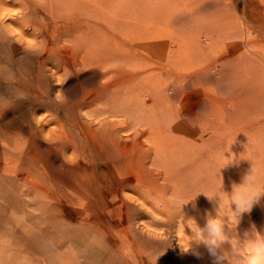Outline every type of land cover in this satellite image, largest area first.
Returning a JSON list of instances; mask_svg holds the SVG:
<instances>
[{
	"label": "rangeland",
	"instance_id": "374dc122",
	"mask_svg": "<svg viewBox=\"0 0 264 264\" xmlns=\"http://www.w3.org/2000/svg\"><path fill=\"white\" fill-rule=\"evenodd\" d=\"M28 1L0 0V264H213L203 245H193L199 256L191 251L181 254V247L190 243L189 224L196 221L203 227L209 212L217 215L219 203L207 196L222 194L225 202L230 203L233 193L264 191V3L111 0L109 10L108 0H102L96 21L100 29L94 42L82 44L81 49L92 50L93 55L103 52L106 58L107 43L122 45L129 53L128 69L134 78L129 82L131 117L109 119L119 121L120 127L124 120L127 129L121 135L130 138L120 141L118 155L111 148L86 153V157L90 154L95 159L92 162L76 152L73 144L68 145L66 158L50 146L64 132L77 134L73 123L78 120L88 128L86 131L105 129L98 130L88 121L94 120L96 124L103 119L91 116V112L96 113L95 107L109 102L107 97L95 95L106 78L100 69L96 70L97 77L90 73L91 67L76 66L77 58L70 50L73 43L68 40L57 47L67 65L58 67L54 76L51 65L45 67V73H39L40 57L45 53L28 24L44 20L30 22L21 15L14 16L23 11L21 5H28ZM133 2L145 7V12L135 3L136 10ZM152 8L156 13L164 12V20L162 13H157L160 19L151 15ZM132 17L134 20H130ZM109 18L111 31L106 25ZM171 21L173 26H169ZM199 25L224 32L214 58L219 60L213 69L217 73L205 86L183 80L188 75L184 68H170L169 62L175 57L196 58L191 37ZM163 32L177 41L175 46L171 45L175 53L167 60L168 53L159 50L172 42L168 37L170 42L160 44L167 40ZM113 53L121 54L118 50ZM198 69L195 66L190 71ZM177 79L181 82L177 83ZM198 90L216 102H211L207 95L200 96ZM87 115L91 117L88 119ZM37 120L47 123L38 128ZM31 135L35 136L32 144L28 139ZM12 150L19 151L12 154ZM34 150L46 166V173L40 167L33 177L39 175L45 181L40 180L36 188L26 190L20 181L10 178L4 164L12 155L21 159L25 153L23 158H27L28 152ZM153 162L176 172L174 178L167 174L164 185L137 189L135 172L143 165L155 169ZM75 163L79 164L74 166ZM253 168V182L245 184ZM74 171L86 176L88 186L84 191L75 189ZM23 192L25 197H21ZM149 193L152 197H146ZM44 194L57 199L46 200ZM231 207L235 210L234 202ZM224 220L227 230L229 218L225 216ZM253 224L264 234V195L250 213L242 215L236 231L243 237ZM85 250L91 253L86 255Z\"/></svg>",
	"mask_w": 264,
	"mask_h": 264
},
{
	"label": "bare ground",
	"instance_id": "6f19581e",
	"mask_svg": "<svg viewBox=\"0 0 264 264\" xmlns=\"http://www.w3.org/2000/svg\"><path fill=\"white\" fill-rule=\"evenodd\" d=\"M110 1L111 0H108L109 5L106 3L109 6V8H108L109 10L111 9ZM260 1H262V3H264V0H260ZM28 2H29L28 5L24 4V2H22L24 5H21V6L22 7L24 6V7H23V9L20 8L23 10V11H21L20 14L15 13L16 15H14V13H13L12 15H14L16 17H19V15H21V17L26 18L23 20H27V18H28V19H30V22H31V20L34 21L37 18H41L44 20L42 23H36L35 22L32 25L28 24V26H31L30 29L33 31V34L35 35V37H37L39 39L38 45H40L41 52L45 53V54H42L40 57L41 58V67L38 68L39 73H43V72L45 73V67L48 65H51L52 68H54V69H50V72L54 76L57 72H59V71H57L58 67H63V66L67 65V59L62 55L61 52H59L57 50V47L61 46L62 41L65 42L66 40H68L69 42L73 43L71 45L72 47L70 48V50H72L74 57L76 56V58H77L75 60L76 66L81 67L83 69L87 68V67H91L92 72H90V73L95 74L97 77H98L99 73L96 70L100 69L102 71V75L105 76V78H106L105 81L101 83L98 90L95 92V95L97 98L107 97L109 99V102L106 105L104 104L101 108H99L100 106L95 107V109L97 108L96 113H94L92 110H91L92 112L90 111L92 113L91 116L94 115L95 118H100L102 116L103 119L96 122V124H95L94 120L88 121V123H90L92 125L94 124L93 126L97 127L98 130L101 128H105V129L103 131H97L96 129L91 130V131H86V129H88V128L85 127L84 124L82 125L81 121L78 120V118L76 117L75 120H78V121H75V123H73V124L75 125L74 131L77 134H75L73 136V135H68L66 132H64L62 134L59 131V133H61L62 135L60 134L61 136L54 138L51 141L52 145L50 147L57 154L62 155L63 158H66V156H65L66 149H67L69 144H73L77 148L76 152H78V153L81 152L82 155L84 156V158L88 157L92 162H95V159L91 158L90 154H88L86 157V153H90L91 151H93L95 153H99L101 149L105 150L106 148H111L112 150H116L117 155H118L120 153V150H121L120 149L121 148L120 141H123V140L126 141L127 139L130 138L126 135H121L122 132L124 134V132L126 131L127 124L125 123L124 120H122V121H120V123L122 122V126L120 127L119 123H118L119 121H110L109 119H110V117H114V116L115 117H123L126 119L131 117V113L129 112V108L132 109V104L130 102L131 94H130L129 82L132 78H134V74H131L132 72L129 71V69H128L129 64L131 62L129 53L127 51V48L122 47V45L117 46L111 42L107 43V54L109 56H107L106 58L103 57V55H104L103 52H98V53H95L93 55L92 50L83 51L81 49L82 44L84 45L87 42L92 44L94 42V40L96 38V34H97L98 30L100 29L99 25L96 24V21H99V18L97 20V17H99L98 16L99 13L97 14V12L99 10V6L102 4L101 3L102 0H30ZM106 2H107V0H106ZM159 2H158V5L160 4ZM135 3L136 2H133L134 7L136 6ZM142 3H144V2H141V4ZM130 4H132V2ZM138 4L140 5V3H138ZM138 4H137V6H139ZM164 4H166V2ZM207 5H210V4H207ZM140 6H139V8L142 7V6L141 7ZM143 6H145V3ZM167 6H168V3H167ZM146 7L148 8V6H146ZM136 8L137 7H135V9ZM158 9H159V7H158ZM194 9H195V7H194ZM206 9H208V7ZM145 10H146V8L144 9V12H145ZM148 10L150 11L151 8L149 7ZM159 10L163 11V9H161V8ZM138 11L140 12V10H138ZM152 11H151L152 12L151 15H154V17H155V15H158L157 14L158 12H159V14L162 13L161 11H158L156 13L153 10V8H152ZM156 11H157V9H156ZM192 11H195V10H192ZM136 13H137V11H136ZM140 13H142V11ZM146 13L148 15V12H146ZM163 13H162V15H160L161 18H162V16H164ZM181 13L183 14L184 12H181ZM137 14H136V16H137ZM199 14H201V13H199ZM132 15L134 16L135 14L132 13ZM143 15L145 17L146 14H143ZM197 15H198V13H197ZM160 16L158 15L157 17H159V19H160ZM151 17H152V19L154 18L153 16H151ZM182 17H184V16H182ZM13 19H15V18H13ZM131 19L134 20L133 17L130 18V20ZM144 19H143V21H144ZM169 19H172L173 22L176 21L174 17L173 18L171 17ZM135 20H137V19H135ZM106 21L108 22L106 24V25H108V31H111L112 30V25H111L112 22H111L110 18ZM51 22L55 23V24L53 25V24H51ZM158 22H156L155 24H157ZM188 22H189V19H188ZM97 23H99V22H97ZM125 23H126V21H125ZM151 23H153V25H154L153 21H151ZM140 24H143V23H140ZM169 26H173L172 21L169 24ZM199 26L200 27H198L197 31H196L197 33L194 34V37H191L192 38L191 44L194 47V50H193L194 51V57H196V58L193 59L190 56L192 59L183 60V59H178V57L176 59V57L174 56L175 57L174 60L172 62L171 61H169V62H170V68H172V67L174 69L184 68V72L186 71L188 75H187V77H184L183 80L191 81L192 83H195L196 85H199V86H202V85L205 86L206 83H208L217 73L216 71L213 72V69L218 64L219 60H215L214 58L216 57V54H217L216 49L218 47V41H220V39L223 38L224 32L221 34L218 32V30H216L214 28L207 27V25H206V27L201 26V25H199ZM153 27L156 28L155 26H153ZM156 29H158V28H156ZM164 32H163V35H164ZM168 34H170V33H168ZM225 35L228 38L231 37V36H228L227 34H225ZM164 36H166V35H164ZM168 37H169V35H168ZM168 37H167V40H165L166 42H161L160 44L166 45L167 41L170 42V40L172 43H167L168 46L166 45L165 47H160V50H159L160 53L163 51H164L163 53H168L166 60L168 59V57H172L171 56L172 53H175L176 49L174 51L173 46H175V43L177 42L176 40L171 39L170 37H169L170 40H168L169 39ZM161 39H165V38L162 36ZM184 41L185 40L183 39V42ZM173 43H174V45L171 46ZM189 43H190V41H189ZM170 47H172V49H170ZM115 50H118L121 52L120 56L113 53ZM177 56H178V54H177ZM120 58H121V60H120ZM116 60L119 63H117V64L112 63ZM166 60H165V62H167ZM54 61H55V63H54ZM195 66H197L199 68L198 71H193V72L190 71V70L194 69ZM52 70H55V71L53 72ZM46 72H48V71H46ZM179 77H180V75H179ZM181 80H182V78H181ZM181 80L177 79V83L181 82ZM180 85H179V87H180ZM182 85H183V83H182ZM40 86H42V85H40ZM179 89L185 91L184 89H181V88H179ZM199 90H198V93L200 94ZM203 95H207V93L203 92L202 94H200V96H203ZM119 97L122 98L121 101H119ZM207 98H210L209 100L211 102H216L215 99H211V97H209L208 95H207ZM87 116H88V119H89V117H91L89 115H87ZM43 121L37 120L38 128L43 127L44 124L47 123V122H45L43 124ZM47 121L49 122L50 120L47 119ZM57 121L59 123V118H57ZM28 124L30 126H32L31 122ZM159 125L162 126L161 124H159ZM26 127H27V125H26ZM5 128H6V126H5ZM17 129L21 131L22 127L21 128L17 127ZM62 130L64 131V129H62ZM12 131H13V129H12ZM71 131H72V129H71ZM14 133H16V135H18L17 131ZM14 133L12 132V134H14ZM12 137L13 136H11V138ZM28 139H30L29 141L32 144V141L35 140V136L31 135V138H28ZM9 143H10V140H9ZM28 144H29V142H28ZM6 148H8V147H6ZM29 148L30 147H28V149ZM8 150H11V149L8 148ZM104 150H102V151H104ZM18 151L16 150L15 152H13V150H12V152H13L12 154L17 153ZM22 152L23 151L21 150V153ZM24 155H25V153H24ZM27 155H28L27 158H23V156H22V158H21V159H23L22 161L20 158H17V156H14V155L10 156L9 161L7 160L8 162L4 164V168L8 171L7 173L10 176V178H13L16 181H20L23 188L24 187L27 188L26 190H32L31 188H36L37 187L36 185L38 184V182L40 180L45 181L44 180L45 178H43L42 176L39 177V175H37L36 178H34L35 176L33 177V174H34L33 172L35 171V169L37 170L38 168L41 167L42 170H44L43 171V173H44L45 169H43V168H45L46 166L44 165V163H41L40 159L36 155L35 150L33 153H30V151H29ZM75 157L77 159H81L78 156H75ZM33 158H38L39 160L36 161L34 159L35 161H32ZM114 159H116V158H114ZM82 160H84V159H82ZM159 163L165 168L163 162H159ZM6 164H8V167H6L7 166ZM78 164L79 163H75L74 166H76ZM113 164H115V166H117L114 160H113ZM153 165L156 166L155 169L147 168L145 165H143V166H141L142 167L141 169H139L135 172V177H136L135 185H136L137 189L154 186L155 184L157 186H162L165 184L164 182L166 180H168L167 174L170 175L172 177V179L174 178V175L176 172H173L172 170H168L166 168L162 169V167L160 165H158L156 162H153ZM159 168H161V169H159ZM127 170H129V169H127ZM65 172L66 171L63 172L64 177H66ZM74 172L76 173V180L73 181V183H75V189L79 191L80 189L83 188V191H84L86 188L85 186H88L86 176L80 171L79 172L74 171ZM122 173H124V172H122ZM34 175H36V174H34ZM23 188H21V189H23ZM23 190L25 191V189H23ZM25 195L26 194L23 192L21 197H25ZM151 195L152 194L149 193L148 195H146V197H152ZM42 197L44 199L50 200V201L57 199L55 196L50 195V194L49 195L44 194V195H42ZM84 198H86V196H84L83 199ZM80 252L82 253V250ZM83 253H87L86 255H88V253H91V252H89L88 250H85V252H83Z\"/></svg>",
	"mask_w": 264,
	"mask_h": 264
},
{
	"label": "clouds",
	"instance_id": "9594fccd",
	"mask_svg": "<svg viewBox=\"0 0 264 264\" xmlns=\"http://www.w3.org/2000/svg\"><path fill=\"white\" fill-rule=\"evenodd\" d=\"M254 172L253 168L252 174L246 176L245 184L253 182ZM261 195H264V191L258 189H250L240 194L233 193L230 203L225 202L222 194L213 197L206 195L209 200L219 203L220 207L216 210L217 215L213 216L209 212L203 227L198 225L195 219H189L195 223L189 224L190 243L181 247V254L191 251L199 256L198 251H193V245H203L213 258V264H264V234L256 228L255 224L250 230H245L243 237L236 231L242 215L252 211L254 205L259 203ZM194 200L195 198L190 201ZM232 202L236 205L235 210L231 207ZM225 216L229 218L227 230Z\"/></svg>",
	"mask_w": 264,
	"mask_h": 264
}]
</instances>
